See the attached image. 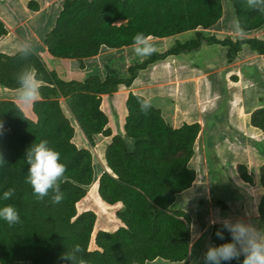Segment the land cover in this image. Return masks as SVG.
Here are the masks:
<instances>
[{"label": "trees", "instance_id": "obj_1", "mask_svg": "<svg viewBox=\"0 0 264 264\" xmlns=\"http://www.w3.org/2000/svg\"><path fill=\"white\" fill-rule=\"evenodd\" d=\"M237 21L244 32L257 31L264 25V11L248 7L238 0ZM70 15L61 19L47 35L46 46L52 57L82 61L97 56L102 49H121L133 45L137 34L147 38H167L197 29L214 27L224 15L223 0H92L85 4L68 0ZM7 34L0 21V38ZM207 45L227 47L235 58L248 45L264 54V41L258 39H224L198 31L196 39L178 43L165 54L153 53L141 64L128 69L126 78L91 76L83 82H67L50 71L42 58L33 52L27 58L17 54H0V86L17 90L16 76L23 70L34 72L42 83L41 99L34 104L37 121L26 117L13 101H0V121L9 133L0 139V154L6 165L0 166V194L9 188L14 196L0 200V207L13 205L21 223L9 227L0 221V264H68L62 259L67 250L79 245L85 264H150L159 259L168 263L189 264L192 217L183 210L172 209L178 194L190 189L196 172L189 167L200 132L199 125L172 128L159 109L141 110L143 96L130 93L127 101L126 138L116 136L106 152V162L113 175L103 172L99 195L104 202H122L125 211L118 217L124 227L115 232H99L97 249L91 250L97 215L78 214L77 204L86 197L97 180L95 154L74 143L75 128L67 116L72 115L92 147L99 135L109 136L108 118L102 111V96L114 95L121 86L131 88L141 70L171 55L196 52ZM61 99L66 100L67 106ZM66 108V109H65ZM252 124L264 129V109L253 114ZM134 139L131 149L127 138ZM47 140L58 151L66 167L59 181L63 200L51 202L33 195L26 182L29 166L27 149ZM242 179L253 183L245 166L239 167ZM264 185V167L262 169ZM264 220V198L260 205ZM223 223L212 228L215 246L231 242ZM224 231L225 239L216 237ZM244 257L239 262L242 264ZM199 264H204V258Z\"/></svg>", "mask_w": 264, "mask_h": 264}, {"label": "crops", "instance_id": "obj_2", "mask_svg": "<svg viewBox=\"0 0 264 264\" xmlns=\"http://www.w3.org/2000/svg\"><path fill=\"white\" fill-rule=\"evenodd\" d=\"M67 1L0 0V21L7 29V34L0 38V54L15 56L24 45H29L50 71L57 72L67 82H83L91 76L126 78L131 66L148 59L149 56H136L132 46L102 49L97 56L82 61L52 57L45 41L58 22L70 15ZM79 1L89 4L92 0ZM198 31L221 39L264 41V28L243 33L238 23L234 25L231 20L222 18L210 29L191 30L167 38L149 37V43L154 46V53L165 54L175 49L178 43L196 39ZM253 54L257 59L253 60ZM130 93L143 96L159 109L164 120L174 129L185 125L200 127L194 156L189 163L196 172V180L190 189L177 195L172 206V209L186 211L192 217L189 264L195 256L201 262L208 247L215 246L211 241L215 224L228 220L264 230L260 215L264 198V129L252 124L253 114L264 109V54L245 45L233 58L227 47L207 45L196 52H184L157 61L139 72L131 88L121 86L114 95H103L101 109L108 118L107 127L111 134L97 136L95 147L90 145L65 108L75 128L74 143L95 154L97 180L77 204L78 214L92 211L97 215L95 236L101 231L115 232L124 227L118 217L125 211L124 204L104 202L99 195V179L105 171L113 175L106 162V152L116 136L126 138ZM17 95V90L0 86V101L15 102L26 117L37 121L34 105L19 104ZM61 101L67 106L65 99ZM8 133L9 128L4 127L0 139ZM79 133L81 139L77 143ZM240 166L247 168L253 183L242 179Z\"/></svg>", "mask_w": 264, "mask_h": 264}, {"label": "clouds", "instance_id": "obj_3", "mask_svg": "<svg viewBox=\"0 0 264 264\" xmlns=\"http://www.w3.org/2000/svg\"><path fill=\"white\" fill-rule=\"evenodd\" d=\"M248 7L257 11H264V0H247ZM133 50L138 57H147L155 52L154 46L149 43V38L144 34H137L133 38ZM21 56L27 58L33 54L29 45H24L20 52ZM18 85L17 101L24 106L34 105L40 99V82L30 70H23L16 76ZM152 107L148 101L141 102V110L147 112ZM4 132V124L0 121V135ZM131 149L134 147V139L126 140ZM60 153L49 146L47 140L33 143L26 151L25 163L29 166L27 183L31 186L33 195L39 200H44L51 194V202L60 204L63 193L59 181L64 177L66 167L60 162ZM6 165L2 154H0V166ZM14 196V189L9 188L0 194V200L8 201ZM0 221L9 227L21 223L18 210L11 204L0 207ZM223 230L231 236V242L219 246H209L204 256V264H231L232 261L239 262L243 255L242 264H264V230H257L244 223H232L228 220L223 222ZM224 231H217L216 237L224 240ZM82 249L75 245L62 256L68 264H85L79 254Z\"/></svg>", "mask_w": 264, "mask_h": 264}, {"label": "rangeland", "instance_id": "obj_4", "mask_svg": "<svg viewBox=\"0 0 264 264\" xmlns=\"http://www.w3.org/2000/svg\"><path fill=\"white\" fill-rule=\"evenodd\" d=\"M238 2H239L238 0H223V4H224V15H223V18H225V20H231L234 25L238 23L237 22V17H236L237 11L239 10V3ZM263 28H264V25L259 30H262ZM240 29L242 30L241 27H240ZM252 32H256V31H252ZM252 32H244L243 31V33H252ZM253 56H254L253 60L257 59V58H255L256 57L255 54H253ZM64 106H65V104H64ZM80 135H81V133H79L78 136H77V143L81 139ZM95 238H96L95 233H93L92 241H91V244H90V249L91 250H95L96 249ZM199 263H200V260L197 259L196 256L193 257L191 259V262H190V264H199ZM20 264H22V263H20ZM150 264H152V263H150ZM155 264H172V263H168L165 260L159 259L158 262L155 263ZM177 264H181V263H177Z\"/></svg>", "mask_w": 264, "mask_h": 264}]
</instances>
